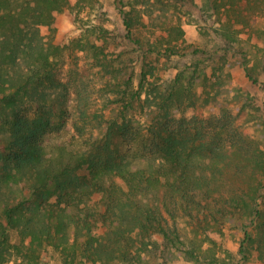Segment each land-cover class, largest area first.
<instances>
[{
	"label": "trees",
	"instance_id": "1",
	"mask_svg": "<svg viewBox=\"0 0 264 264\" xmlns=\"http://www.w3.org/2000/svg\"><path fill=\"white\" fill-rule=\"evenodd\" d=\"M160 3L115 0L127 42L143 49L136 34ZM70 7V0H0V264H42L46 254L59 264H169L154 253L158 239L172 259L199 261L180 236L179 217L201 234L241 232L236 257L209 264L264 259V119L253 134L236 124L263 113L264 99L238 88L243 99L234 98V111L211 81L219 67L208 75L185 64L168 80L143 55L136 89L133 74L118 76L121 88L103 110L92 109L85 88L72 105L47 107L31 91L60 85L54 24ZM201 9L218 25L219 58L234 51V63L264 92V60H251L240 46L243 30L264 19V0H203ZM170 31L183 37L179 25ZM198 51L207 52L191 53ZM198 88L208 116L191 128L176 114L196 108Z\"/></svg>",
	"mask_w": 264,
	"mask_h": 264
},
{
	"label": "rangeland",
	"instance_id": "2",
	"mask_svg": "<svg viewBox=\"0 0 264 264\" xmlns=\"http://www.w3.org/2000/svg\"><path fill=\"white\" fill-rule=\"evenodd\" d=\"M76 1L70 0L71 7L57 13L54 24L56 28L54 43L59 50L52 61L60 85L57 88L31 91L34 99L42 96L47 107L52 103L72 105L75 102L76 90L85 88L91 91L92 109L103 110L105 105L115 99L112 92L121 88V81L115 80L118 76L133 74L132 87L136 89L140 73L139 62L143 55L148 67L155 66L156 73L168 80H173L177 67L185 64H199V69L201 68L208 75L219 67L221 70L218 73L219 79L213 78L211 81L218 83L215 88L219 90L220 98L221 95L228 94L230 100L228 102L232 107L235 97L237 100L238 95L235 91L238 88L243 96L264 99V92L253 86L244 75L242 68L234 63L237 58V54L232 53L234 51L224 58H219L217 48L222 44L212 35V26L215 28L218 25L201 9L203 0H193L195 5L191 2L186 4L185 0H163L164 3L155 5L153 18L150 20L147 17L145 27L136 34L143 41L144 46H140L143 49L123 38L125 30L115 0H96L93 5L84 9L77 6ZM173 24L183 29V37L177 38L175 33H171L170 26ZM42 33H48L47 29L43 28ZM241 38L240 46L248 47L247 57L254 61H257L256 56L259 60H264L263 18L254 21L252 27L245 28ZM152 42L154 43L150 50L155 51H148ZM173 46L177 48V53L168 49L174 48ZM195 49H204L207 52L198 51L192 54ZM185 51L191 54L183 56L182 53ZM113 81L118 86H114ZM202 90L203 88L196 90V108H189L184 113L176 114V120L190 121L188 126L192 128L200 118L208 116ZM226 90L229 92L225 93ZM238 97L239 102H242L243 97ZM239 102L233 107L234 111L239 106ZM108 112L109 110L106 109V116ZM255 112V117L244 115L238 118L236 124L241 130L252 134L259 132L257 125L253 124L257 120L264 119V112L261 113L259 110ZM132 114L138 116L139 108ZM176 223L187 247H194L197 250L199 261L182 257L172 259L167 252L162 253L161 239H158L159 249L154 252L159 256L158 261L165 259L169 264H209L212 258H217V262H220L232 261L236 257L242 239L240 231L225 229L224 236L221 237L213 230L205 234L195 232L192 225L184 218H177ZM207 238L214 242H210ZM253 252L256 255L255 251ZM42 264L59 263L57 256L46 254ZM250 264H264V259L256 258Z\"/></svg>",
	"mask_w": 264,
	"mask_h": 264
}]
</instances>
